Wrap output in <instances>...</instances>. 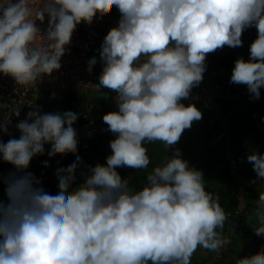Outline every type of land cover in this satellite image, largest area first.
I'll return each mask as SVG.
<instances>
[{
	"label": "clouds",
	"instance_id": "clouds-1",
	"mask_svg": "<svg viewBox=\"0 0 264 264\" xmlns=\"http://www.w3.org/2000/svg\"><path fill=\"white\" fill-rule=\"evenodd\" d=\"M42 7H36V5ZM115 6L116 27L99 43V89L116 93L117 110L103 115L111 154L89 166L82 183L69 190L82 163L72 155L57 168L56 193L27 171L34 157L65 154L78 146L75 111H29L16 125L19 138L0 141V160L15 171L0 176V264H192L198 247L219 252L228 214L206 190L202 171L190 167L174 146L202 119L185 105L206 71V54L242 46L244 30L255 27L249 59L238 58L230 83L247 86L253 99L264 87V0H0V75L27 88L62 67L77 26ZM48 17L42 33L37 21ZM97 60L93 53L88 66ZM19 116V110H15ZM7 134V127L0 125ZM159 141L163 163L134 190L118 168L147 169L145 143ZM247 161L264 180V153ZM48 167V161L43 162ZM248 222L264 236V190ZM251 221H255L252 223ZM264 264V249L236 259Z\"/></svg>",
	"mask_w": 264,
	"mask_h": 264
},
{
	"label": "built area",
	"instance_id": "built-area-1",
	"mask_svg": "<svg viewBox=\"0 0 264 264\" xmlns=\"http://www.w3.org/2000/svg\"><path fill=\"white\" fill-rule=\"evenodd\" d=\"M36 7H42V5L38 4ZM119 18L120 13L113 6L102 13H97L90 25L85 23L78 25L73 33L70 45L66 46V54L61 59V69L54 71L51 76H44L34 86L20 87L11 77L0 75V125L7 127V134L0 132V141L7 142L10 138H19L20 132L16 125L27 118L29 111L39 110L41 114H45V105L41 99L44 91H82L89 94L90 101L86 106L68 110L78 113L74 125L78 135V146L72 152L73 155H79L81 161L83 156L88 155L89 149L94 146L93 141L95 139L105 134H109L112 139L115 138L111 132L106 131L107 125L103 122L102 117L108 112L117 110L114 101L116 93L102 88L97 91L96 84L99 83L98 76L102 71V64L98 56L101 50L99 43L111 28L117 26ZM47 22V14H45L43 22L37 21V27L41 29L42 33L48 27ZM93 53H97V60L89 68L88 60ZM205 63L206 71L203 74L202 82L199 86L194 87L190 97L182 102L186 104L194 103L205 108L207 126L212 131L210 144L220 146L224 165L229 173L242 185L241 190H244L246 186H255L259 179L253 174L244 173V175L240 173L239 157L235 152L231 123L225 112L223 102V98L236 94L242 89L243 85L234 84L230 86L225 66L208 61H205ZM94 94H99L100 98H94ZM17 109L19 110V116L15 115ZM100 110L104 112L98 114ZM49 147V145H45L46 153ZM46 153L34 157L30 162L29 169H27V171L33 172L41 179L45 190L50 184L52 170L64 157V154H57L55 157L49 158ZM110 154L109 145L103 151L105 161ZM44 161H48V167H44ZM13 171H15L13 165L0 160V176H6ZM117 171L122 178L129 181V186L136 190L134 169L123 167L118 168ZM236 199L237 204L233 219L227 224L226 231L231 230L246 216V202L243 196L241 194L236 195ZM225 248L226 245L219 252H214L213 259L220 257L221 251ZM206 264H214V262L210 260Z\"/></svg>",
	"mask_w": 264,
	"mask_h": 264
},
{
	"label": "crops",
	"instance_id": "crops-1",
	"mask_svg": "<svg viewBox=\"0 0 264 264\" xmlns=\"http://www.w3.org/2000/svg\"><path fill=\"white\" fill-rule=\"evenodd\" d=\"M256 38L257 30L255 27H250L244 30L241 37L242 41H244V45H242L240 49L239 47H236L235 51L243 57L249 52L250 45ZM230 77L231 76L228 77L229 83ZM231 85L234 84L230 83V86ZM260 92V98L253 99L247 90V86L243 85L242 89L236 92V94H232L223 98L224 106L227 111L226 113L231 123V132L235 140V150L238 153L240 164L242 165V169L245 171V173L256 174L252 168V164L247 161V155L251 154L253 151L264 153V87L260 89ZM183 103L188 105L185 102ZM199 107L203 108L201 106ZM202 120L204 119L202 118L199 121L193 122L192 127L190 129H186L183 132L180 140L174 147L180 149L182 158L188 161L190 167H194L202 171L206 190L211 192L214 197L218 196L219 202L221 204L222 202L227 201L229 198L226 190H224L223 196H221V186H227L229 179L227 176L222 174L223 169L221 165L216 162L218 156L215 154V152L207 148L205 144H203L204 146L202 147H197L198 144H200V142L202 143L206 137V133L203 132L200 127ZM106 140L107 139H105V141ZM104 147L106 148V146ZM104 147L101 148V151L105 149ZM145 147L148 149V155L151 162L147 169H136L134 180L137 190H139L146 183V175L151 172L155 166L162 164L166 155L170 156L172 154V150L170 149L169 152H166L164 145L159 141L155 143L146 142ZM73 154L74 153L72 151L65 153L64 157H62V160L54 167L51 174V181L46 191H49L53 195L56 193L58 178L55 175V172L59 167H66L68 160ZM204 159H208L211 161V163L209 165L204 164ZM97 163H99L98 157L94 158L88 155L86 157L83 156L82 163H78V167L75 170L76 180L74 182H70L68 185L69 190L82 183L85 174L88 172V167L95 166ZM205 166L207 167L206 169H204ZM209 171L211 173H209ZM259 182L260 185H258V189L264 190L263 180L259 179ZM5 199L6 197L3 194L0 200L3 201ZM256 200L257 199H254L253 201L256 202ZM255 207L256 203L255 206L251 208V212L249 214L250 217H252ZM251 222L255 223V221ZM245 225L246 231H253L254 233L253 227L248 221H246ZM241 236L243 235L241 234ZM262 237L264 238V236ZM249 239L247 243L251 249L250 246H254V241L252 238ZM238 245L241 246L243 243L238 242ZM249 248L245 249L248 251ZM262 248L264 249V246ZM205 251L206 249L198 247L192 256V263H199L201 261L200 257H206L204 255L202 256ZM241 251H243V253L246 252L244 250ZM207 252L209 251L207 250ZM197 256L200 257L197 258ZM237 258V256H232L231 260H236Z\"/></svg>",
	"mask_w": 264,
	"mask_h": 264
},
{
	"label": "trees",
	"instance_id": "trees-1",
	"mask_svg": "<svg viewBox=\"0 0 264 264\" xmlns=\"http://www.w3.org/2000/svg\"><path fill=\"white\" fill-rule=\"evenodd\" d=\"M255 35V34H254ZM250 52L245 54L243 57L237 53L234 48L230 47H223L222 49H217L213 53L206 54V61L212 62L218 65L225 66L227 69V76H231L232 69L234 68V62L238 58H243L246 61L249 59ZM94 98H96V95H94ZM41 99L44 102L45 108L44 112L45 114L49 112H64L72 109H79L84 106H86L89 101V94L82 91H74V92H59V91H44L42 92ZM196 107L201 110L202 112V118L204 120L201 121V130L206 133V137L204 138L203 142L198 144L197 147H202L205 144L207 148L211 149L215 152V154L218 156V159L216 162L221 165L222 167V174L228 177V184L227 186H221V196H223L224 190L228 193V200L221 203V205L225 208L224 210L228 214V220L225 222V227L223 229V235L230 239V243L226 245V248L221 251L220 257L216 258L215 260L213 257H200L197 256V258L200 257L201 261L198 263L194 262L192 264H206L207 261L212 260L214 264H236V260L232 259V256H237L238 258L242 257H250L258 252H260L264 246V238L262 236H257L255 233L246 231V221L249 220L251 208L255 206L254 199L258 198V194L261 190L258 189V185H260V182H256L255 186H246L244 190L242 189V185L239 183L237 179H235L228 171L227 167L224 165L223 162V156L220 153V146H213L210 144V136L212 131L207 126V114L205 108H200L198 105ZM202 107V106H201ZM225 108V106H224ZM103 110L98 111V114L103 113ZM225 112L226 108H225ZM227 114V113H226ZM206 117V119H205ZM232 133V132H231ZM233 136V135H232ZM233 142H235L233 138ZM93 145L89 151L88 156L92 157H98L99 163L104 164L105 159L103 158V151H101L102 145L95 139L93 141ZM236 152V150H235ZM238 155V153L236 152ZM203 163L206 165H209L211 161L208 159H204ZM207 167L205 166L204 169ZM239 168L240 173L244 174L245 171L242 169V165L240 164L239 159ZM136 171V169H134ZM208 171V170H207ZM209 173H211L209 171ZM246 174H253V173H246ZM245 175V174H244ZM256 175V174H253ZM264 184V180H263ZM3 186L0 184V198L3 196L4 191L2 190ZM137 190V188H136ZM241 194L243 196V199L246 202V208H245V218H242L236 226H234L231 230L226 231L227 224L233 219L234 210L237 204L236 195ZM241 234L243 236H241ZM252 238L254 241V246H250L251 249L248 246V239ZM250 240V239H249ZM238 242L243 243V245H238ZM243 247V248H242ZM238 248V249H237ZM244 250L246 252L243 253ZM245 248H249L248 251ZM248 252V253H247ZM240 255V256H239Z\"/></svg>",
	"mask_w": 264,
	"mask_h": 264
},
{
	"label": "rangeland",
	"instance_id": "rangeland-1",
	"mask_svg": "<svg viewBox=\"0 0 264 264\" xmlns=\"http://www.w3.org/2000/svg\"><path fill=\"white\" fill-rule=\"evenodd\" d=\"M244 41H242V45H244V43H243ZM239 49H240V47H239ZM234 50H235V48H234ZM96 94V93H95ZM94 94V95H95ZM99 94H97L96 95V97L97 98H100V96H98ZM105 139H107L106 141H105ZM112 138H111V136L109 135V134H106V136L105 135H101L100 137H98L96 140L102 145V148L104 147V146H109L108 145V143H109V141L111 140ZM109 140V141H108ZM105 148V147H104ZM104 151V150H103ZM1 185L3 186V188L2 189H4V185L1 183ZM209 251V250H208ZM206 256V257H213V255H214V252L213 251H209V252H207V250L205 251V253H203L202 254V256Z\"/></svg>",
	"mask_w": 264,
	"mask_h": 264
}]
</instances>
